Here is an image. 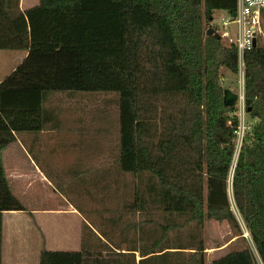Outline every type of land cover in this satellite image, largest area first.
<instances>
[{
    "label": "trees",
    "instance_id": "16d2710c",
    "mask_svg": "<svg viewBox=\"0 0 264 264\" xmlns=\"http://www.w3.org/2000/svg\"><path fill=\"white\" fill-rule=\"evenodd\" d=\"M236 3L40 0L22 11L19 0L0 2V50L27 51L0 82V264L3 213L28 211L11 190L2 153L16 133H39L55 120L47 102L56 92L118 93L120 172L141 184L148 180L151 205L184 218L186 225L226 222L235 237L245 239L228 194L233 170V203L254 249L246 246L212 264H264V46L257 38L245 53V106L258 121L246 130L234 165L239 118L236 106L224 105L220 73L222 67L238 72V49L209 33L214 28L220 34L218 26H206L217 11L234 17ZM33 168L15 170L10 179L19 195L47 199L46 183ZM172 227L161 226V237L143 251L132 246L122 254L86 222L83 233L100 245L92 247L83 235L81 252L44 249L39 264H172L171 253L188 249L195 250L188 264H204L203 243L163 244Z\"/></svg>",
    "mask_w": 264,
    "mask_h": 264
},
{
    "label": "rangeland",
    "instance_id": "374dc122",
    "mask_svg": "<svg viewBox=\"0 0 264 264\" xmlns=\"http://www.w3.org/2000/svg\"><path fill=\"white\" fill-rule=\"evenodd\" d=\"M225 18H228L226 12L217 11L214 19L206 26L216 25L222 33ZM258 38L259 43L264 46V21L262 33ZM223 39L224 44L230 41L227 37ZM4 51L10 53L12 64L17 62L22 53V50ZM220 74L222 87L230 88L238 94L243 86L239 71L234 73L222 67ZM119 103L120 96L116 92L53 93L49 96L47 106L55 112V120L48 123L44 129L45 133L39 136L37 141L40 144L29 142L31 139L28 141L33 159L47 173L58 195L64 196L81 211L85 219L82 225L86 222L90 224L93 232L111 247L129 249L136 246L141 251L161 237V226L170 225L173 227L163 244L169 247L181 245L185 248H197L203 243L206 248L204 264H211L213 259L242 250L246 246L254 249L251 236L233 203V170L228 179V194L245 239L235 237L236 232L226 222L206 220L203 227H198L196 223L186 225L184 218L166 214L151 205L146 192L148 180L141 184L138 178L120 172L116 162L120 148ZM239 103L235 105V114L237 113L241 124H245L249 130L258 119L253 118L246 107H240ZM21 156L10 163V167L12 164L15 170L32 171L33 162L24 155ZM74 172L79 173L78 177H75ZM142 191L146 199L144 208L139 206ZM54 192V189L51 190V194ZM49 194L47 190L48 199L51 197ZM26 198L29 203L33 202L32 198ZM134 203L135 207H131ZM59 220H62L73 234L83 231L80 222L72 224L68 217L58 218L57 221ZM55 225L60 226L57 223ZM104 232L108 234V238L101 236H105ZM83 235L92 247L100 245L95 237H89L88 232ZM40 236V228L36 226L34 229L29 225L27 230L22 232V243L29 245L30 241L32 246H37ZM37 247L39 248V245ZM194 251L188 249L183 251L184 253H171L168 259L172 264H188ZM103 256H106V252Z\"/></svg>",
    "mask_w": 264,
    "mask_h": 264
},
{
    "label": "crops",
    "instance_id": "0c3cea01",
    "mask_svg": "<svg viewBox=\"0 0 264 264\" xmlns=\"http://www.w3.org/2000/svg\"><path fill=\"white\" fill-rule=\"evenodd\" d=\"M1 1L2 0H0V2ZM39 3L40 0H19V7L22 11H25L26 9L38 5ZM4 52V50H0V82L7 77L27 55V51L22 50V53L18 56L17 62H13L12 64V57L9 55L10 53L7 54ZM44 133L45 130H42L39 133H16V140L11 142L2 153L6 177L11 190L28 209L27 212L8 211L3 213L2 264H31L32 261L34 264H39L40 255L44 249L49 251L68 252H81L83 249V231H76V234H73V232L68 229V226L63 224L62 220L57 221V219L68 217L72 224L80 222L81 228L83 229L82 223L85 221L84 217L64 196L58 195L57 192L51 194V190L53 191L54 189L53 185L47 178V173L37 165L31 155V150L28 148L29 139H31L29 142L33 141L40 144L37 140L39 136H42ZM18 155H24L33 162L36 171L39 173L40 179L46 183L47 190L50 192V199L47 198L44 200H38L32 198L33 202L29 203L26 197L17 193L15 185L10 179V173L15 172L16 168L13 167L12 164L10 167V159L16 161V157ZM55 223L60 226L55 225ZM29 225H32V228L34 227V229H36V226L39 227L42 236L45 237L40 236V241L37 244V246L39 245V248L37 246H32L30 241L29 245L22 243L24 240V238H22V232L26 231ZM50 229H52V232H50ZM112 249L116 253H129L128 249H122L120 247H112ZM135 254L136 263H138L141 257L139 252H135ZM219 258L213 259L212 262Z\"/></svg>",
    "mask_w": 264,
    "mask_h": 264
},
{
    "label": "built area",
    "instance_id": "2783aa9c",
    "mask_svg": "<svg viewBox=\"0 0 264 264\" xmlns=\"http://www.w3.org/2000/svg\"><path fill=\"white\" fill-rule=\"evenodd\" d=\"M264 21V0H237L236 14L234 17H228L223 20V32L221 37H227L231 42L236 44L238 49L239 63L238 71L240 81L243 86L238 93L240 107L245 106V53L251 50L255 45L254 41L262 33V25ZM233 35V36H232ZM237 115V113H236ZM238 116V115H237ZM245 124L239 125L235 130L236 151L234 156V165L236 164L240 149L243 145L245 133Z\"/></svg>",
    "mask_w": 264,
    "mask_h": 264
},
{
    "label": "water",
    "instance_id": "95a60500",
    "mask_svg": "<svg viewBox=\"0 0 264 264\" xmlns=\"http://www.w3.org/2000/svg\"><path fill=\"white\" fill-rule=\"evenodd\" d=\"M209 33L210 34L215 33L218 37H221V35L214 28H210ZM254 45H256V40L254 41ZM238 99H239V95L237 93H234L230 88L224 89L223 101L225 106L227 107L235 106Z\"/></svg>",
    "mask_w": 264,
    "mask_h": 264
}]
</instances>
